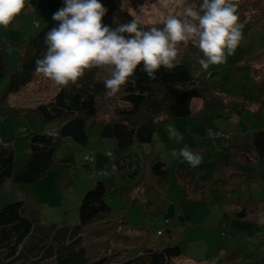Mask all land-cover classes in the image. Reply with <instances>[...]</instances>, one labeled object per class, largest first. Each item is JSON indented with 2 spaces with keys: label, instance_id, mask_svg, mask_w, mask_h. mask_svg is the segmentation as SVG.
<instances>
[{
  "label": "trees",
  "instance_id": "1",
  "mask_svg": "<svg viewBox=\"0 0 264 264\" xmlns=\"http://www.w3.org/2000/svg\"><path fill=\"white\" fill-rule=\"evenodd\" d=\"M35 1L36 4L43 2V0ZM58 1L64 6V0ZM233 2L239 5L240 23L244 27L243 39L234 53L229 55L231 56L229 64L217 70L209 67L205 72L199 64V60L203 58L202 52L198 53L197 47L190 44V51L188 50L190 55H187L183 61L175 62L176 67L171 71L161 67L154 80L147 77L141 65L121 88L126 93L124 99L129 106L118 108L117 118L99 123L102 139L113 141L114 151L117 153L116 162L112 166L113 175L121 176L123 182L130 183L128 188L133 187V191L141 189L140 192L144 197L149 198V204L155 207L153 213L156 215L161 213L160 208L164 205L163 195L172 189L171 167L157 155L149 154L150 151L148 154L143 152L144 166H140L142 165L140 152L144 145L154 142L162 124L172 122L173 119H196L194 115L197 114L190 109L193 98L203 100L202 111L217 108L229 115L230 108H226L222 96L232 97L233 111H230L239 119L237 122L241 120L244 111L259 114L264 108V84L259 83L254 77V68L245 63L248 59L264 54V0H233ZM101 3L108 9L103 23L114 27L115 24L132 19L130 15L132 12L121 7L120 0H101ZM56 24V21H50L32 38L22 43L20 60L10 73L5 48L8 41H5V37L0 33V110L10 104L11 96L19 95L33 82L36 76L35 61L42 58L46 51L45 34ZM145 26L146 29L151 27L147 23ZM191 55H194V58ZM104 74L103 68L86 70L76 84L59 86L58 92L49 102L40 103L36 108L24 109L36 115L42 122L61 121L63 125L54 131L55 137L44 132L30 136L31 154L17 173H15V152L10 145L2 146L0 187L10 181L17 184L35 183L53 170L64 171L69 168L72 157L70 155L60 157V153L73 143L81 146L88 143V124L97 115L98 97L107 91L103 81L108 76ZM260 120L258 127L250 126L245 134H241V138L237 136L228 138V144L231 142L233 145L232 150L239 145L240 151H234L236 158L232 157L229 165L223 166L222 177L224 180L235 181L243 178L252 180L251 182L256 180L254 181L256 190L259 188L263 191L264 170H261L264 162L263 116ZM210 131L224 132L217 127L209 128L206 134L208 140L212 139ZM67 137L70 139H66ZM112 154L110 151L109 155L113 156ZM250 154L254 156V160H251L252 163L244 164L240 159ZM86 157L87 162L93 159L90 154ZM250 169H253L254 175H249ZM234 188L235 186L230 185V194L233 197L236 191ZM108 190L107 181L98 180L94 183L80 203V221L77 226L48 224L41 220L36 209L26 206L24 200L1 207L0 264H170L175 258L183 255L180 245H171L162 241L160 248L146 247L135 253L126 252L123 261L119 259L110 261V258L90 261L89 258L91 259L92 256L88 255L89 251L83 245V228L104 219L111 212L107 198ZM236 199L230 211L225 213L229 214V225H223L224 223L221 222V229L226 230L230 227L233 229L232 227L236 226L238 230V226L242 223L245 229H250L251 235L261 234L264 224L258 221L264 218L261 216L264 214V199L257 201L253 206L243 204L241 199ZM181 219L184 226L189 221V216L184 215ZM111 220L108 217V222ZM166 224L167 228L158 230H162L160 236L172 238L170 219H166ZM116 234L118 232L114 233ZM248 251L247 256L241 260L234 256V251L227 255V250H223L221 258L229 256L231 259L225 260L232 264H264L262 248L259 250L257 244L252 243Z\"/></svg>",
  "mask_w": 264,
  "mask_h": 264
},
{
  "label": "rangeland",
  "instance_id": "2",
  "mask_svg": "<svg viewBox=\"0 0 264 264\" xmlns=\"http://www.w3.org/2000/svg\"><path fill=\"white\" fill-rule=\"evenodd\" d=\"M29 1L28 7L26 5L12 25L8 28L0 27V33L5 37V41H8L5 48L9 73L20 60L22 43L53 21V13L63 7L58 0H43L42 3L37 4L35 0ZM120 1L121 7L133 14L143 15L145 23L150 24L151 27H163L162 23H159V16L153 12V7L160 12H166L165 9L160 8L158 0ZM201 2L202 0H196L197 5ZM142 6L143 10H141ZM176 12L179 14L180 10L177 9ZM190 44L187 48L181 46L175 62L183 61L187 55H190L188 54ZM197 52L200 53V50L198 49ZM195 54L197 58V53ZM191 56L194 58V55ZM230 57L228 56L225 63L210 67L216 70L222 68L230 63ZM245 63L254 68V77L259 83L264 84V54L248 59ZM104 72L105 76H109L106 69ZM58 90L59 86L51 80L36 75L22 93L11 96L10 104L0 110V148L10 145L15 152V173L22 168L31 154L30 136L40 132L56 131L63 125L61 121L42 122L36 115L24 109L36 108L40 103L49 102ZM125 96L126 93L122 90L112 98H108L105 94L100 95L97 100V115L90 120L91 123L87 127L88 143L85 146L73 143L60 153V157L65 155L72 157L69 168L64 171L53 170L43 179L31 184H17L13 181L5 183L0 187V208L24 200L26 206L36 209L41 220L48 224L77 226L80 221L79 206L82 199L96 181L105 180L109 186L107 198L111 212L103 217L104 219L83 228V245L89 251L88 255L92 256L91 259L89 258L90 261L102 258L123 261L126 252L135 253L146 247L160 248L162 241L171 245H180L183 249V255L175 258L170 264H232L227 262L231 259L229 256L221 258L222 251L227 250V255L234 251V256L242 260L249 253L252 243L257 244V249L262 248L264 251V229L256 237L251 235L250 229H245L242 223L238 226V230L236 226L226 230L221 229L220 226L221 222L224 223L223 225H229L230 217L225 213L230 211L237 201L236 198L249 206L264 199V187L263 191L258 188L257 192V187L254 185L256 180L251 182L252 180L243 178L235 181L224 180L222 177L223 166L229 165L232 157L236 158L234 151H240L239 145L232 150L233 145L231 142L228 144V138L231 136L241 138V134H245L250 126L258 127L261 116L264 118V108L259 114L244 111L241 120L237 122L239 119L230 111L233 107L232 97L224 95L222 100L233 115L224 114L217 108L202 111L203 100L193 98L190 109L197 114L194 115L196 119H173L172 122L162 124L154 142L144 145L140 152L142 157L140 166H144L143 152L148 154L150 151L149 154L157 155L171 167L172 189L163 195L164 205L160 208L161 213L156 215L153 213L155 207L149 204V198L144 197L140 192L141 189L133 191V187L128 188L130 183L123 182L121 176L113 175L112 166L116 162L117 153L114 151L113 141L101 137L99 123L117 118L118 108L129 106L124 99ZM169 124H172L184 137L179 144L169 138L167 131ZM215 127L224 131L225 136L210 141L206 137L207 130ZM185 145L202 155L203 162L199 166L192 167L179 156V149ZM174 150L177 152L176 156L172 155ZM110 151L113 156L109 155ZM87 154L93 156L90 162L85 160ZM240 160L244 164H249L254 160V156L246 155ZM261 166H263L261 170H264V162ZM105 171L109 174L102 175L101 173ZM249 172V175H254L253 169ZM230 185L235 186L234 197L230 194ZM184 215L189 216V221L183 226L181 217ZM108 217L112 219L110 222ZM166 219H170L171 222L172 238L164 235L158 237L156 233L159 229L167 228ZM222 230L225 232L223 233ZM115 232L118 234L114 235Z\"/></svg>",
  "mask_w": 264,
  "mask_h": 264
},
{
  "label": "clouds",
  "instance_id": "3",
  "mask_svg": "<svg viewBox=\"0 0 264 264\" xmlns=\"http://www.w3.org/2000/svg\"><path fill=\"white\" fill-rule=\"evenodd\" d=\"M26 2L0 0V27L12 25ZM158 3L166 12L155 7L153 12L163 27L146 29L143 15L132 13L130 21L114 27L103 23L108 9L101 0H64V6L52 15L57 24L45 34L46 51L35 61V74L66 87L69 83L76 84L86 70L103 68L109 72L103 81L105 95L112 98L141 65L150 80L156 79L161 67L169 71L175 68L181 46L187 48L190 43L196 46L204 57L199 64L207 72L210 65L225 63L243 39L239 5L233 0H202L199 5L196 0H158ZM167 131L169 138L178 144L183 141L184 137L172 124ZM46 134L56 136L54 131ZM178 154L192 167L203 162L202 155L187 145ZM172 155L177 152L174 150ZM258 223L264 224V218ZM158 232L162 230L156 232L160 236Z\"/></svg>",
  "mask_w": 264,
  "mask_h": 264
},
{
  "label": "built area",
  "instance_id": "4",
  "mask_svg": "<svg viewBox=\"0 0 264 264\" xmlns=\"http://www.w3.org/2000/svg\"><path fill=\"white\" fill-rule=\"evenodd\" d=\"M210 136L212 138H218V137H223L225 136V133L224 132H221V131H210ZM162 232H158V234H161Z\"/></svg>",
  "mask_w": 264,
  "mask_h": 264
},
{
  "label": "crops",
  "instance_id": "5",
  "mask_svg": "<svg viewBox=\"0 0 264 264\" xmlns=\"http://www.w3.org/2000/svg\"><path fill=\"white\" fill-rule=\"evenodd\" d=\"M210 143H212V142H210Z\"/></svg>",
  "mask_w": 264,
  "mask_h": 264
}]
</instances>
